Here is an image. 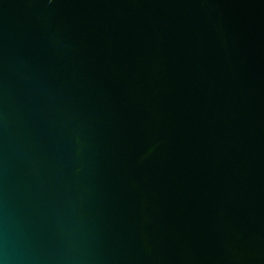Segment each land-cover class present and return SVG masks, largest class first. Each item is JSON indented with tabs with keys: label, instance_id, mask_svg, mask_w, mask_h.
I'll return each mask as SVG.
<instances>
[{
	"label": "water",
	"instance_id": "95a60500",
	"mask_svg": "<svg viewBox=\"0 0 264 264\" xmlns=\"http://www.w3.org/2000/svg\"><path fill=\"white\" fill-rule=\"evenodd\" d=\"M0 264H264V0H0Z\"/></svg>",
	"mask_w": 264,
	"mask_h": 264
}]
</instances>
